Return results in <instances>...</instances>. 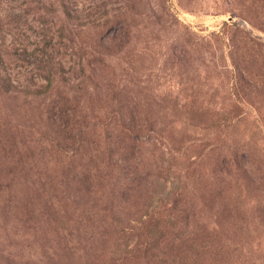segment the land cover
I'll use <instances>...</instances> for the list:
<instances>
[{
    "label": "rangeland",
    "instance_id": "obj_1",
    "mask_svg": "<svg viewBox=\"0 0 264 264\" xmlns=\"http://www.w3.org/2000/svg\"><path fill=\"white\" fill-rule=\"evenodd\" d=\"M0 264H264V0H0Z\"/></svg>",
    "mask_w": 264,
    "mask_h": 264
},
{
    "label": "trees",
    "instance_id": "obj_2",
    "mask_svg": "<svg viewBox=\"0 0 264 264\" xmlns=\"http://www.w3.org/2000/svg\"><path fill=\"white\" fill-rule=\"evenodd\" d=\"M41 90H39V92H40Z\"/></svg>",
    "mask_w": 264,
    "mask_h": 264
}]
</instances>
